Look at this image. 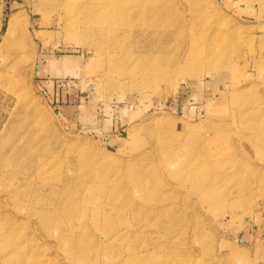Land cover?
<instances>
[{"label":"rangeland","instance_id":"1","mask_svg":"<svg viewBox=\"0 0 264 264\" xmlns=\"http://www.w3.org/2000/svg\"><path fill=\"white\" fill-rule=\"evenodd\" d=\"M90 6L0 0V264H264L245 223L264 159L241 140L264 126V0H151L138 23ZM51 53L81 56V79L56 89Z\"/></svg>","mask_w":264,"mask_h":264},{"label":"bare ground","instance_id":"2","mask_svg":"<svg viewBox=\"0 0 264 264\" xmlns=\"http://www.w3.org/2000/svg\"><path fill=\"white\" fill-rule=\"evenodd\" d=\"M98 3H101V7H98V8H101L99 15L101 16V22L102 23H106L109 19L111 21L115 20V19H117L118 16H120V17L126 16L127 18L130 17L133 20H135L134 22L138 23V22H141L142 20H144L145 18H149V16L151 15V10H150L151 0H127L126 5L125 4L121 5L120 4L121 0H98ZM86 8H87V6H86ZM98 8H92V6H90V8L88 10V14L90 15V17H96L97 16L96 15L97 13L94 11V9L98 10ZM91 19H93V18H91ZM21 98H22V96H21ZM246 117L249 118V115H246ZM252 127L256 128V133H255V131L253 132V134L255 136L250 137L251 135L241 134V140H242L244 146H246L250 149L249 154H252L255 158L258 157L260 159H264V126L258 128V127H255V125H252ZM252 138H254V141H252ZM253 142L256 145H253L254 144ZM206 143H207V141L205 143H202L201 145L204 146ZM56 153L57 152H52L51 154L54 155ZM72 164L73 163H70L69 166ZM168 164L170 167H172V166L178 165L180 163L169 162ZM59 167H60V165H59ZM48 168L52 172H55L56 170H58V168H53L50 165H44L42 167H35V170H40L39 176H43L47 172ZM184 169H185V167L182 166V168H180L177 171V174H175V176L181 178L183 175ZM41 170H44V171H41ZM236 173H238V172H236ZM96 174L99 177V179L101 180V176L103 177V175H101V172H97ZM223 180L225 181V179H223ZM185 182L191 183L193 185V190L196 193L202 194L200 196L201 199H204V194L209 191V187H208V190L206 192H202L200 190V183L198 182V179L195 177H193L190 180H186ZM138 188H141V187L138 186ZM36 196L39 199H43L44 198L43 191L39 190L37 192ZM213 208H214V206H213ZM170 214L176 215L177 212L176 211H170ZM138 216H139V218L141 216L145 217V216H147V214H146V212H139ZM54 218L55 217L50 212H47V213L42 215V219L45 223V226L48 227V229L51 227V223L54 222ZM96 222L100 226H101V224H104L105 223L104 215L98 216L96 218ZM136 226H137L138 230H141L144 227V224L136 225ZM58 229L61 232H63L62 229H60V228H58ZM110 230L112 231V227L110 228ZM113 233L116 234V233H118V231H114ZM80 245H81V241H77L76 239H73V238L71 239L70 245L66 244V242H65L67 254L81 263V253L79 251ZM106 247L107 246L105 245V248ZM145 251L147 252L148 250L145 249ZM144 260H145V258L140 257L139 255H137V253L133 252V253L127 255V257L125 259H122V261L119 263L120 264H142ZM88 263H89V261L87 260L84 264H88ZM166 264H171V261L167 262Z\"/></svg>","mask_w":264,"mask_h":264},{"label":"crops","instance_id":"3","mask_svg":"<svg viewBox=\"0 0 264 264\" xmlns=\"http://www.w3.org/2000/svg\"><path fill=\"white\" fill-rule=\"evenodd\" d=\"M85 67L86 66L81 56H77L73 53H70V55H57L56 53H51V55H44L43 65L37 70L43 74L44 78L49 77V79H52L55 84V88L57 89V81L81 79L83 72H85ZM250 220V222L245 220V223H247L246 225L252 226L251 229L248 227L247 234H250L252 238L254 234L260 236L261 245L260 243L257 245L259 248V254L264 260V215H262L261 218H250Z\"/></svg>","mask_w":264,"mask_h":264}]
</instances>
